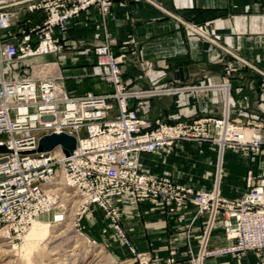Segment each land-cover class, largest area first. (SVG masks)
<instances>
[{
    "label": "built area",
    "instance_id": "1",
    "mask_svg": "<svg viewBox=\"0 0 264 264\" xmlns=\"http://www.w3.org/2000/svg\"><path fill=\"white\" fill-rule=\"evenodd\" d=\"M144 1L158 6L154 0ZM112 5L113 0H0V146L7 150L0 152V229L20 237L35 220L53 212L58 207L61 178V186L75 188L82 197L76 212L79 233L78 222L91 206L103 209L117 224L119 201L160 202L172 211L190 203L200 214H210V225L221 215L236 251L264 249V185L249 184L239 199L232 200L221 195L220 167L213 190L205 192L146 174L141 161L142 154L172 148L179 141H217L222 148L264 154L258 130L261 122L252 128L231 124L228 103L223 116L216 119L169 124L142 117L138 109L145 107L146 99L174 95L183 87L129 89L122 79L124 57L115 55L110 43L94 49L97 65L107 67L103 79L113 87L110 94L75 97L57 84L55 76L32 79L31 67L18 65L24 59L60 55L65 44L58 34L67 32L82 13L95 8L106 16ZM34 12L44 14L42 23L29 31H10L24 14ZM186 25L215 42L202 26ZM255 70L264 81V71ZM221 87L231 90L228 82ZM131 100L137 108L131 107ZM210 125L220 132L216 140L210 138ZM54 133L76 138L72 155L66 156L61 146L32 153L42 136ZM63 219L55 215V222ZM122 238L135 253L124 234Z\"/></svg>",
    "mask_w": 264,
    "mask_h": 264
},
{
    "label": "crops",
    "instance_id": "2",
    "mask_svg": "<svg viewBox=\"0 0 264 264\" xmlns=\"http://www.w3.org/2000/svg\"><path fill=\"white\" fill-rule=\"evenodd\" d=\"M154 1L158 6L144 0H113L106 16L92 8L73 20L67 32L58 34L65 44L64 52L44 56L58 66L57 84L75 97L110 94L113 87L103 79L107 67L97 65L94 55L97 46L110 43L112 52L124 57L122 79L129 89L183 87L174 95L146 99L145 107L138 109L142 117L169 124L221 118L228 103L236 123L252 126L264 121V81L255 70L264 71V0ZM186 24L202 26L215 42L194 33ZM179 68L184 70L182 79L174 76ZM228 69L232 74H227ZM28 75L38 79L35 70ZM225 81L232 84L228 92L221 87ZM130 104L137 108L135 100ZM262 136L264 142V130ZM141 161L146 174L168 177L205 192L214 188L220 167L224 170L220 192L232 200L246 192L248 177L254 185H264L262 154L222 148L213 141H179L172 148L142 154ZM119 203L123 226L137 252H150L164 261L176 250V264H193L188 257L198 250L206 216H198L192 204L169 213L162 203ZM98 210L90 207L89 221L102 231L105 226L99 225ZM101 238L106 241L105 236ZM227 244L218 221L211 245ZM116 247L129 255L122 246ZM247 257L233 264H247ZM257 260L249 264H264V255ZM204 264L230 263L209 259Z\"/></svg>",
    "mask_w": 264,
    "mask_h": 264
},
{
    "label": "rangeland",
    "instance_id": "3",
    "mask_svg": "<svg viewBox=\"0 0 264 264\" xmlns=\"http://www.w3.org/2000/svg\"><path fill=\"white\" fill-rule=\"evenodd\" d=\"M28 24L25 26L26 28L23 26L24 31H28L29 29H32V27L40 23L33 24L30 27H28ZM10 31L12 33H17L19 31L18 21L14 23ZM52 63L53 62L49 61L48 58L40 57L24 59L23 61H20L18 65H29L31 67V72L35 70V76L39 78L46 77L49 75L56 76L53 71L57 73L58 66L54 70L53 67L56 66V64ZM48 67L51 68V70L48 69ZM226 72L227 74H232V70L230 69H228ZM226 82H228L230 84V87H232L230 81H225L223 82V84H225ZM223 84H221V86ZM260 122L262 123V126L258 130L263 141V120L257 121L252 126H247L236 123L230 117V123L236 126H245L248 128H252ZM208 133L210 135L211 140H216L219 138L220 132L213 125L209 126ZM262 155L264 156V154ZM223 177L224 170H222L219 185ZM249 179L250 178L248 177L247 189L249 184L254 185L253 180ZM62 184L63 183L57 185L60 186L58 189H61V191H59L57 199L58 207L50 214L43 215L37 219L38 221H41L43 223L50 224V232L44 239L32 240L30 243H28L27 246L26 243L29 242L27 240V235L30 229L20 237H18L17 234L13 231L7 232L6 230L0 229V264H176L178 262L179 258L177 256L176 250H172L170 256L164 261H161L159 258L154 257L150 252H137L134 247L133 248L135 249V253H132L127 248L124 239L122 238V234H124L126 239L131 243L127 236V232L125 231V228L123 226V212L121 208L119 209L120 218L118 223L116 224L112 221V219L106 214L103 209L97 207L99 209V212H97L99 225L105 226L102 231H100L101 228L97 226V224L90 225L89 211L83 213L80 218V221L78 222L79 227L82 231V233H79L77 231L78 226L76 225L79 215H76V212L79 204L81 203L80 201L82 200V197L78 193H76L75 188L61 186ZM166 208L169 213H176L180 210L177 209L175 211H172L170 208ZM55 215H62L64 218L63 221L55 222ZM197 215L206 216V225L203 235L199 240V247L197 252L190 253L188 257L189 260L193 262V264H204V262L209 259L214 261L225 260L228 263L233 264V261L242 260L245 255H248L249 260L252 263L257 258L259 260V258L263 257L264 249L236 251L235 247L233 246V241L227 238L221 215L216 217L215 222L212 225H210V214H200L197 210ZM218 221H220V223L222 224L225 238L229 242V244L224 246L211 245L212 233ZM116 226L118 228H116ZM101 235L106 237L105 242H103ZM116 246H122L123 249L128 251L129 255L123 253L122 249L120 248V250ZM26 249L30 251L32 250V252L28 254V251ZM97 251H102L103 257L97 256ZM249 263L247 262V264Z\"/></svg>",
    "mask_w": 264,
    "mask_h": 264
},
{
    "label": "water",
    "instance_id": "4",
    "mask_svg": "<svg viewBox=\"0 0 264 264\" xmlns=\"http://www.w3.org/2000/svg\"><path fill=\"white\" fill-rule=\"evenodd\" d=\"M183 68H179L177 72L174 73V76L182 79ZM57 146H61L63 153L66 156H70L74 153L77 147L76 138L73 135L61 133V134H50L44 135L39 140V145L36 151L32 153L39 152H48L56 148ZM6 148L4 146H0V152H6Z\"/></svg>",
    "mask_w": 264,
    "mask_h": 264
},
{
    "label": "bare ground",
    "instance_id": "5",
    "mask_svg": "<svg viewBox=\"0 0 264 264\" xmlns=\"http://www.w3.org/2000/svg\"><path fill=\"white\" fill-rule=\"evenodd\" d=\"M53 64V63H52ZM57 67V65L56 66H54L53 68H54V70H55V68ZM48 69H50L51 70V68H49L48 67ZM47 69V70H48ZM53 70V69H52ZM53 73H55L56 74V72H54L53 71ZM52 73V74H53ZM52 76H54V75H52ZM60 178V177H59ZM60 181L57 183V184H61L62 183V179L60 178L59 179ZM63 185V184H62ZM81 202V201H80ZM81 204V203H80ZM49 232H50V224H48V223H43V222H41V221H38V220H35L34 222H33V225H32V227H30V231H29V233H28V235H27V240L29 241V242H27L26 244H27V246H28V243H30L32 240H42V239H44L48 234H49ZM37 242V241H36ZM35 242V243H36ZM33 243H34V241H33ZM32 243V244H33ZM38 243V242H37ZM36 243V244H37ZM39 244V243H38ZM26 246V247H27ZM31 246V245H30ZM29 248V247H28ZM32 248H33V246H32ZM25 250V249H24ZM27 250V249H26ZM28 251V254L29 253H31L32 252V250L30 251V250H27ZM70 252V251H69ZM65 256V255H64ZM97 256H99V257H103L102 256V251H97ZM64 259V258H63ZM82 260V259H81ZM103 260V259H102ZM101 260V261H102ZM64 261V260H63ZM55 264V263H54Z\"/></svg>",
    "mask_w": 264,
    "mask_h": 264
},
{
    "label": "trees",
    "instance_id": "6",
    "mask_svg": "<svg viewBox=\"0 0 264 264\" xmlns=\"http://www.w3.org/2000/svg\"><path fill=\"white\" fill-rule=\"evenodd\" d=\"M43 20H44V14L42 12H34V13L24 14L21 17L20 21L18 22L19 23V29L23 28V26L25 27L28 23H29L28 27H30L33 24L42 23Z\"/></svg>",
    "mask_w": 264,
    "mask_h": 264
}]
</instances>
